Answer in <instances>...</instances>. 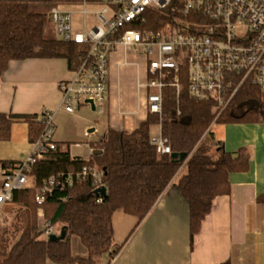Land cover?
<instances>
[{
	"label": "trees",
	"instance_id": "16d2710c",
	"mask_svg": "<svg viewBox=\"0 0 264 264\" xmlns=\"http://www.w3.org/2000/svg\"><path fill=\"white\" fill-rule=\"evenodd\" d=\"M77 0H0V76L11 60L31 58H65L70 70H75L87 47L63 42L50 29L49 11L58 4ZM142 29L158 30L168 17L165 13L148 9ZM185 71H182L181 90L165 86L161 116L149 112L133 131L109 127L99 143L101 154L88 159L72 158L67 148L58 147L39 159L33 166L35 185L14 192V203L23 208L21 234L12 245L0 249V264H110L122 245L114 241L112 215L122 208L142 221L160 195L178 176L177 189L188 202L190 235L200 231L203 220L210 213L218 196L231 193L230 175L247 171L250 154L245 148L228 151L223 141L211 130L214 123L264 122V91L251 84H243L222 110L214 100H198L190 96ZM167 80H170L168 78ZM28 124V140L38 139L43 124L40 116L0 112V141L12 136L15 122ZM161 125V131L171 146V153H158L151 142V127ZM186 153V162H179L171 154ZM17 162L1 160L0 165L13 166ZM96 165L102 170V186L106 195H98L93 177L75 181L64 189H55L42 204L44 215L59 235L65 238L50 241L38 228L35 201L36 189L54 174L75 173L84 166ZM258 201L264 202V194ZM76 235L87 251L74 254L71 236ZM223 264H230L224 262Z\"/></svg>",
	"mask_w": 264,
	"mask_h": 264
},
{
	"label": "built area",
	"instance_id": "2783aa9c",
	"mask_svg": "<svg viewBox=\"0 0 264 264\" xmlns=\"http://www.w3.org/2000/svg\"><path fill=\"white\" fill-rule=\"evenodd\" d=\"M148 9L168 17L158 30L141 28ZM75 15L82 29L74 27ZM49 20L58 39L87 47L73 77L58 84L60 106L70 113L87 100L104 105L110 55L118 47L146 56L148 109L160 116L163 90L170 85L179 93L183 70L190 96L214 100L222 110L245 83L264 91V0H77L53 6ZM55 113L46 109L40 115L43 130L25 160L0 165V225L9 217L5 207L14 203V192L35 185L33 166L58 147ZM151 142L158 153L172 152L161 125ZM102 173L96 165H86L75 173L51 175L36 189L38 228L46 238L55 229L44 215L46 197L88 177L99 188Z\"/></svg>",
	"mask_w": 264,
	"mask_h": 264
},
{
	"label": "crops",
	"instance_id": "0c3cea01",
	"mask_svg": "<svg viewBox=\"0 0 264 264\" xmlns=\"http://www.w3.org/2000/svg\"><path fill=\"white\" fill-rule=\"evenodd\" d=\"M147 65L143 53L116 48L110 55L104 105L93 110L86 102L70 113L60 106L58 89L61 81L73 77L67 59L11 60L0 76V112L40 116L46 109L55 110L56 142L63 149L68 145L72 158L88 159L93 144L102 140L109 127L130 132L147 119ZM90 110H99L98 119ZM211 130L228 151L245 148L250 167L230 175L231 193L215 199L193 245L189 206L177 189L178 175L142 221L122 208L114 211V241L122 248L110 264H264V202L258 201L264 194V122L214 123ZM87 133L88 148L70 146L73 141L81 143L74 139ZM8 144L16 145L7 149ZM31 149L28 124L15 122L11 139L0 141V161L21 162ZM74 254L87 251L79 248ZM103 260L107 262V257Z\"/></svg>",
	"mask_w": 264,
	"mask_h": 264
},
{
	"label": "rangeland",
	"instance_id": "374dc122",
	"mask_svg": "<svg viewBox=\"0 0 264 264\" xmlns=\"http://www.w3.org/2000/svg\"><path fill=\"white\" fill-rule=\"evenodd\" d=\"M74 27L77 29H82V25H81V21L79 19V15L74 16ZM50 29L52 30L53 33L56 34L55 26L52 23L50 24ZM130 58H131V56H130ZM99 107L100 106H98V109H99ZM86 108L90 109V107H86ZM98 111L99 110L91 111L90 114L92 115V117L98 119V113H99ZM159 126L160 125H153L151 127V132L153 133V135H156L159 133ZM71 128L73 129V126ZM55 133H56V127H54L53 134H55ZM88 136H89V134L87 133L86 137H82L81 139H74V140H78V141H82V142L81 143L80 142L75 143L73 141V143H71L70 146L81 147V148H78L77 150H80L83 147L88 148L90 146V143L87 142L89 140ZM92 137H93V135H92ZM94 138L95 137H93L91 139L95 140ZM15 145L16 144H12V145L8 144V146H6V148L8 149V148L15 146ZM25 159H23V160H25ZM22 207L18 203H13V204L5 207V214L9 217H7L6 221L0 225V249L5 248V246H3V245H6L7 248H9V246L12 245V243L15 242L17 240V238L19 237V235L21 234L22 227H23V221H22V217H21V214L23 211ZM71 244H72V249H73L74 253L78 252L79 248L84 249V246L82 245V243L80 242L79 238L76 235L71 236ZM105 263L106 262L104 260H101L100 264H105Z\"/></svg>",
	"mask_w": 264,
	"mask_h": 264
},
{
	"label": "water",
	"instance_id": "95a60500",
	"mask_svg": "<svg viewBox=\"0 0 264 264\" xmlns=\"http://www.w3.org/2000/svg\"><path fill=\"white\" fill-rule=\"evenodd\" d=\"M87 102L90 103L91 108H92L93 110L96 109V106H95V104H94V102H93L92 100H87ZM101 153H102V150H101V149H95V150L93 151V154H96V155L101 154ZM171 156H172L174 159H176L177 161H179V162H186V159H187V154L184 153V152H182V153L173 152V153L171 154ZM96 192H97L98 195H102V196H104V195H106L107 189H106L105 186H101V187L97 188ZM66 233H67L66 229L63 228V229L61 230V233H60L59 235H57V234H51V235L49 236V240H50V241H56V240L63 239V238H65Z\"/></svg>",
	"mask_w": 264,
	"mask_h": 264
}]
</instances>
